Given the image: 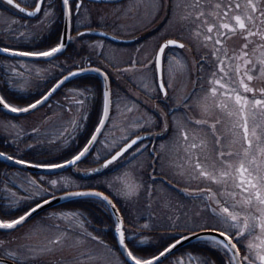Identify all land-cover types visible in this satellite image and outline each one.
I'll list each match as a JSON object with an SVG mask.
<instances>
[{
  "label": "flooded vegetation",
  "instance_id": "obj_1",
  "mask_svg": "<svg viewBox=\"0 0 264 264\" xmlns=\"http://www.w3.org/2000/svg\"><path fill=\"white\" fill-rule=\"evenodd\" d=\"M127 1L129 0H123L117 3L99 4L90 2L89 0H69L68 10L72 30L69 32V42H72L71 37L77 35L80 30H90L91 28L105 30V24H83L81 22L82 17L79 16L80 12L84 10L93 11L94 7L103 5H111L114 9H117L122 4H126ZM195 3L196 0H158L156 5V0H154L152 8L157 7V9L155 12L153 10L149 12V14L152 15L148 18L146 17L148 21H144L141 27L135 28L133 33L128 34L129 41H126L122 45L117 44L120 48H123L129 53V71H125V74L127 72H134L137 67L141 66L148 72L152 68L154 77L150 78L155 82L157 78L156 68H158V83L160 85V83L163 82L165 85L166 96L164 92L160 91L157 82L154 84L156 92L150 94L151 97L146 95L143 90L142 94L146 102L142 103L141 108L143 107L148 119L142 123L144 128H141L140 134H143V139L137 143L139 150L136 146L132 149L137 148L136 150H138L139 153L145 152L146 155L151 156L146 162V175L148 180L150 183L154 182L159 194L162 193L166 195L168 194V190L173 193L177 206L175 207V209L177 208V213L174 212L176 218L177 215H180L179 213L182 211L181 208H185L184 211L189 210V212L197 209L205 211L207 218H203L200 223H197L196 220L192 221L193 218H191V220L189 218L180 220L179 224L185 229L180 228L179 232L184 234L208 231L202 227L205 224L220 228L218 220L213 217L208 207L209 204H211L213 208L217 207V205L212 201L203 199L202 197L207 195V192H201V189H211V192L216 194V199L220 200L222 206H224L225 200L228 202L227 206H230L246 197H252L251 206L246 210L244 208H237L236 210L258 216L260 205L253 196L254 190L249 189L248 191H242L240 187H237L239 179L236 169L243 162L245 167L248 168L252 174H256L257 165L264 159L259 156V150L264 148V109H261L259 106L254 107L252 104L254 99H264V95H261L258 91L264 88V76L260 75L258 71L259 66L257 65L256 71L248 72V74L253 75V80H247L245 70L250 69L251 65H244L243 59H238V57L241 56L242 46L246 42L242 38L239 30L235 34L229 33L228 36L230 38L221 37L223 41L221 45L214 44L217 38L216 32L219 30L218 25L220 21L208 15V13L214 11L211 6L215 3L227 4L229 0H200V3L203 4L205 16L199 18H197V13L201 11V8L192 7ZM233 3H239L241 5L239 10L240 14L245 12L244 4L246 0H233ZM257 3L258 6L264 10V0H257ZM37 4L40 5V10L38 12L36 11ZM77 5H80V7L77 8ZM50 9L56 14V19H53L51 28H45L43 26L50 25V17L45 16V13ZM132 11L133 9L129 10L127 14H131ZM29 13L35 14L29 15ZM62 15V0H13L12 5L7 4L6 0H0V49L8 48L11 50L10 52L0 51V97H3L10 105L17 107L18 105H22V103H32L57 83L58 80L52 83V79L64 76L70 71L89 69L90 65L101 66L100 56L98 55L99 57L95 58L98 53L93 51V49H81L82 45L78 49H73L69 46V48L61 52L59 56H56L50 61H45L44 64H39L35 61L21 60L19 55L11 54L13 51H47L59 43L58 41L61 40L62 35L63 39L66 40L68 37L66 34H63ZM231 15L232 14H230L229 19L224 22H231L234 24V21L231 20ZM205 19L207 23L204 22ZM36 25H39L42 30H36ZM184 25L187 26L185 27ZM208 25L216 26L212 33L207 32ZM76 26L81 27V29H75L74 27ZM249 27L252 26L249 25ZM257 28L264 30V25L259 23L258 18L256 27H252V30L256 31ZM186 31L191 32L192 36H187L185 33ZM86 35L92 37L89 38V40L101 39L98 34ZM209 35L212 36V40H205V37ZM249 39L252 42L248 44L246 51L249 53L248 58L255 63L256 57L259 56V52L264 49H258L255 53L253 49L256 48L257 45L264 44V42H262L258 36H253ZM83 40V38H80L79 42L83 44ZM168 40H176L179 44H183L184 47L169 46L164 49L163 53H160V46L164 45ZM53 44L55 45L53 46ZM151 45H153L151 51H149L148 55L143 60L139 61L143 58V55H141L139 59L137 51L144 47H150ZM131 48H134V50L132 51ZM217 48L220 49L218 55L221 59L225 60L226 74L218 71V61L216 57L212 55L213 50ZM225 50L227 51V57H225ZM158 55L159 67H157ZM20 61L24 62L22 64L28 66L29 64L46 65L47 72L51 65L52 68L58 69V72L57 75L52 78L51 76H43V78L38 80V85L33 87L34 89L32 91L23 93L15 88V79L17 74L20 73ZM238 65L240 66L239 72H237ZM213 72H216V76H213ZM106 73L108 74L111 87L116 88L115 85L117 83L115 77H113L111 73H108V71H106ZM222 76L223 79L221 82L226 85L225 88H220L219 85L213 83ZM7 78L9 81H7ZM127 78V83H130L132 79L128 75ZM180 78H182V80H180ZM73 79L74 77L69 79L64 85L62 84V86L60 85L56 88L49 96V99L47 98L44 100L42 108L45 109L52 105L58 106L57 109L63 108L65 101L71 98V96H68L66 93V89L68 85L73 82L71 81ZM77 79H81L79 80L81 84L84 80L91 83L95 80L97 84L99 82L101 85L100 79L92 74H88V72L76 76V80ZM241 79L250 87L257 90L255 94L243 92L240 86ZM47 85L48 89L42 94L47 88ZM146 85H148V82L144 81V86ZM169 85L171 86L169 87ZM213 87L217 89L215 95L211 92ZM38 94L42 95L38 96ZM236 94H240L249 100L246 112L249 139L252 140V147L250 149L244 139L242 127L244 120L241 117L239 105L235 103ZM185 97H189L186 104L184 101ZM84 100L85 99L76 100L72 102V104L79 105L78 101L82 103ZM65 110L66 112H71L67 105ZM83 110H85V108H82L80 112H83ZM161 113H163V115ZM19 118L20 117L7 115L0 109V122L4 123V129L18 124L20 121ZM197 120L206 121L207 123L197 124ZM177 122H182L183 125H178ZM212 125H215L214 129ZM78 127H76V129ZM254 128L256 129L257 136H259V140L251 136V132ZM30 131L31 130L28 129L22 133L23 137L21 133L16 135L11 142H9L6 137H4L5 134L0 131V153L27 162L33 160L34 156L30 157L28 155V152L31 151L30 148H33L35 145L34 138ZM135 135L136 134H134V136ZM201 136L206 137V144L204 140H200ZM173 137H177L178 141L175 142L176 145L172 148L179 149L181 152L180 155L182 159L185 160L187 168L180 170L174 169L171 170V172H177L169 173L167 170L171 160V153L169 152L172 151H169L170 147L167 146L166 142H169ZM185 137H187V139H185ZM218 139L219 144L217 143ZM80 142L79 140L75 147H78ZM192 145L196 147H192ZM17 149L23 151L24 155L20 156L15 154L13 150ZM246 150L248 151V155H245ZM220 151L226 154L232 153L233 155H226L223 158L224 162H222L219 156ZM136 152L137 151H135V153ZM40 153L45 154L44 152ZM253 157H255V163H252ZM131 158H133V156ZM97 163L98 162H96V164ZM229 163L231 164L230 169L226 168V164ZM197 164L201 165V169H197ZM200 170L215 173L216 175H219L221 171H229L231 175L224 184H216L211 180L200 177ZM10 174L16 175L17 178H22V180L25 181L27 178L36 180V178L32 177L34 174L28 171L13 170L0 162V176L9 180L11 179V177H9ZM225 191L235 193V199L233 200V198L229 196H221L220 193ZM2 201L3 200L0 199V202ZM163 211H166L164 202L160 204V214L165 217L162 214ZM187 219L189 220V224L185 226L182 222H185ZM164 221L165 220L160 223H164ZM210 223L219 226L211 225ZM255 230L257 233H260L258 227H256ZM212 232L217 233L214 234L215 237L219 236L217 231ZM235 242L236 241L233 240V243ZM246 242H248L247 234L245 240L241 243L243 245L237 244V247L241 249V254L243 253V255L246 254L247 251L245 248ZM252 242L259 243L256 239ZM196 244H200L198 240L186 245L191 247ZM201 246L202 247L197 251V258H194L192 256L194 252L190 251L181 257L172 258L169 262L162 260L159 264H177V262H182V264H200V261L203 260H199L202 253L206 255L207 259L211 262L220 260L225 261L226 264L227 258L224 255L226 249L212 247L211 242H203ZM228 255H231V253L229 252ZM190 256L192 257L191 259Z\"/></svg>",
  "mask_w": 264,
  "mask_h": 264
},
{
  "label": "rangeland",
  "instance_id": "obj_2",
  "mask_svg": "<svg viewBox=\"0 0 264 264\" xmlns=\"http://www.w3.org/2000/svg\"><path fill=\"white\" fill-rule=\"evenodd\" d=\"M157 3L158 0H156V5ZM152 5H154V0H129L126 2V4H122L117 9H114V7L111 5L96 6L94 7L93 11L84 10L80 12L79 16L82 17L81 22L83 24H105V29L107 32L116 35L120 34L129 38L128 34L133 33V30L135 28L137 29L141 27L144 21H148L146 17L148 18L152 15L149 14V12L151 10H153L154 12L156 11L157 7L152 8ZM132 9V13L127 14V12ZM47 13H50V15H48V17H50V25H45L43 27L51 28L53 19H56V14H54L51 9L48 10ZM184 26L186 27L187 25ZM74 28L81 29V27L78 26ZM35 29L42 30L39 25H36ZM68 30L69 32L72 31L71 28ZM185 33L187 34V36H192L191 32L186 31ZM84 36V34L73 35L71 37L72 42H69L70 40L68 41L66 49L69 48V46H71L73 49H78L81 45L83 46L82 42H79V39ZM89 44L90 46L87 47H89L91 50L93 49V51L98 53L95 58L99 56L101 57L100 60L103 63H101V65H103L104 69L111 73L113 77H115L117 83L115 85L116 88H114L113 90L112 88H110L111 105L106 125L102 129L99 140L97 141V145L93 149L92 155L89 153V157L92 158V160L96 161V159L98 158L104 160L107 156L112 155L114 151H118L129 139L132 138L134 134L138 133L144 128L142 123L143 121H146L148 117L147 114H145L143 107L141 108V106L143 102H146V99L140 96L138 92L141 94L144 90L146 95H149V97H151L150 94L155 93L156 89L154 88L155 82L153 79H151L152 77H154L153 69L151 68L148 72L144 69L143 66L137 67L134 72L132 71L126 73L132 79L130 83H127V75L124 72L129 71V53L126 52L123 48H120L119 45H114L100 39L92 40V42H90ZM152 48L153 45L147 48H141L139 51H137L139 59L141 58V55H143V58H141L139 61L143 60ZM131 50L133 51L134 48H131ZM22 63L24 62L20 61V73H18L16 76L15 88L16 90L23 93L32 91L34 89L33 87H36V85H38L37 82L40 78H43V76L45 75L48 77L52 76V73L54 72L51 65L49 66L51 70L49 69V71L47 72V66L38 64H29L28 66ZM54 69L55 72L53 75L57 73V69ZM88 74L94 73L89 71ZM77 80L79 81L81 79ZM180 80H182V78H180ZM7 81H9L8 78ZM71 81L76 82V76ZM144 81L148 82V85L144 86ZM66 93L68 94V96H71V98H69L68 101H65V104H63V108L61 107V109H57L58 106L52 105L51 107H47L45 109L42 108V110H35L33 112H30L24 117L15 115L16 117H20L19 123L14 124L13 127H6L4 129V123L0 122L1 133H4V137H6L9 142H11L13 137H16V135L20 133L22 135V133L29 129L31 130L30 133H32V135H36L35 145L33 146V148H30L31 151L28 152V155L30 157L44 156L40 153L44 152L46 154V157H41L40 161H46V163L41 164L47 165L51 163H57L66 165L67 163L63 162L62 159L66 156L73 155L76 151L79 150L78 148H76L77 150H74L69 154L65 152L68 146H75L80 140L79 135L74 132L76 127H82L83 120H85L83 119L82 121H79V119L85 112L84 110L83 112H80V110L82 108H85L88 112L89 106V115L91 112H93L94 109L91 97L90 103H87V101L84 100L82 101V103H79V105L72 104V102L76 100L83 99L80 90L76 88H70L66 89ZM96 100L97 102L100 101L99 96L95 97V101ZM66 105L69 107V110H71V112H66ZM27 106L28 104L22 103V105H18L17 107ZM73 121H75V124H73ZM177 124L181 125L182 122H177ZM81 127H79L78 130H80ZM200 140H204L206 144V137L201 136ZM177 141L178 138L173 137L169 140V142H166L167 146L170 147L169 151H172H168L169 153H171V160L167 169L169 173L174 169L180 170L187 168V166L185 165V160L182 159V156L180 155L181 152L179 151V149L172 148L176 145L175 142ZM136 149L131 148L130 150L124 152L122 154V159L117 162L115 160L111 164L110 169H114L119 165V163H122L121 166L116 167L111 172H108L107 175L99 176L97 180L89 179V176L91 175H89L88 177L83 176V178H85L86 180L79 179L81 174L78 172H80L81 170L92 171L93 169H95V167H82L83 165H89V162H87L88 156L85 158L82 157L83 159L81 158L78 163H75L74 167H66L61 171L49 173L47 174V176H45V178L43 175L35 176L37 180H40V183H38L41 185L36 184L30 178H27V180L25 181L22 180V178H17L16 175L10 174L9 177L14 179V181L5 178V182L0 187V199L3 200L2 204L8 205V208H14L21 205L14 214L19 212V214L24 215V213L29 210V207L36 206L38 201L44 200L42 198L46 195L50 196L54 195L55 193L60 194L64 193L65 191L67 192L89 188L85 186L92 187L95 183L96 188L104 190L120 204V210L122 212L124 208L125 215L126 217L131 219L130 224L133 227L140 228L138 230L155 229V231L161 233L147 235V240L152 239L148 241L150 245L144 244V248L141 249L140 247L136 248V245H133L132 242L135 241L139 244L145 243L144 237L139 240V236L135 233H128L127 231H125L126 238L132 240L130 241V245L134 247L133 251L136 252V254H133L142 259H150L155 254L159 255V252L165 247L171 244H176V241L179 240L180 243L176 245L183 246L177 248L176 251H172L170 254L165 256L163 260L169 262L172 258L181 257L182 255H184L185 253H189L190 251L194 252L192 256L194 258H197V251L202 247L201 245L203 244V242H211L210 237L214 235L201 233L196 236L195 239L184 241L185 237H187L188 234L179 232L180 228L185 229L179 223L180 220L186 218H189L190 220L191 218H193L192 221L196 220L197 223H200L203 218H207L205 211L197 209L191 210L189 212V210L184 211L185 208H181L182 211L179 213L180 215H177L176 218L174 212H176L177 208L175 209V207L177 206L173 193L168 190V194L166 195L162 193L159 194L157 186L154 185V182L148 183L149 180L146 175V162L147 159L151 156L146 155L145 152L139 153V148L138 150ZM13 151L15 154H18L20 156L24 155L23 151H21L20 149ZM135 151L137 152L135 153ZM60 155H63V158L58 159ZM132 156L133 158L129 159ZM51 180L57 181V185L55 187H53L49 183ZM126 182H133L139 185V188L137 189L135 195L131 197H125L122 194V190L124 189ZM37 185L39 186V188L45 189L46 191H44L40 195H37V192L39 191ZM151 187L153 189V194L148 193L152 191ZM79 198L80 196H75L59 202V208H61V206V209L66 208V210H69L70 208H76L78 206H73V203L76 202ZM162 202H164L165 204L166 211L162 212L165 217L160 214V204ZM96 204L102 209L106 208L105 205L98 200H96ZM2 207L3 205H1L0 202V208ZM45 209L48 210L49 207ZM1 213L6 215V213ZM43 214V210L37 212L36 216L29 218L27 221L18 225L17 227L12 229L13 231L6 233L0 231V257H4L3 260L6 262L2 264H8L9 261L13 264L14 262L17 264H70L67 261H70L71 258L81 259L83 260V264L124 263V258L121 256L116 247L115 251L117 253L114 257L110 253H107L108 249L101 243L84 237L86 236L85 232H77V230L83 229L88 230L92 233L97 232L98 234H100V230H91L87 223H83L82 227L76 226L81 224L80 218L77 217V219H75L72 217L74 222L71 223L69 222L70 215L65 214L63 216L60 211L52 215V221H31L33 219L42 220L41 216ZM15 218L16 217L3 218L2 216H0V220L2 221H11ZM163 220H165L163 223L164 225H158ZM109 223L107 222L108 225L113 226ZM182 223L186 226L189 224V220L187 219ZM210 224L215 225L213 223ZM144 225H148V227H144ZM64 226L70 227L73 232L65 230ZM98 234L97 236H99ZM105 234L110 240H115L113 237H111V235H109L108 232H105ZM257 235L260 236L261 234L257 233V231L255 230L251 236H247L248 241L252 240L253 238L255 239ZM58 237L59 242L52 243V241L56 240ZM196 240H198V243H200L199 245L196 244L192 245L191 247H189V245H186L189 242L193 243ZM239 245L243 244L240 243ZM7 253H15L17 259L9 258ZM85 253L86 255H84ZM241 255H243V253ZM113 258L115 259L112 260ZM194 258L193 260L195 262ZM205 258H207V256L202 253V256L199 257V260ZM220 262V260L217 262L214 261V264H220Z\"/></svg>",
  "mask_w": 264,
  "mask_h": 264
},
{
  "label": "snow or ice",
  "instance_id": "obj_3",
  "mask_svg": "<svg viewBox=\"0 0 264 264\" xmlns=\"http://www.w3.org/2000/svg\"><path fill=\"white\" fill-rule=\"evenodd\" d=\"M64 9L67 10L69 7V0H62ZM6 3L9 5L13 4V0H6ZM80 5H77V8H79ZM192 7H200L201 11L197 13V18L201 16H205V13L203 11V4L200 3V0H196V3L192 5ZM214 11H211L208 13V15L213 16L215 19L219 20L220 23L218 25V31L216 32L217 38L214 41L215 45H221L223 43L221 37L230 38L228 36L229 33L235 34L238 30L240 31L242 38L246 41L245 44L242 46L241 49V56L238 57V59H243L244 65H251L250 69L245 70V75L247 77L248 81L253 80V75L248 74L249 71H256L257 65L259 66L258 71L260 75L264 76V50H261L259 52V56L256 57V62L253 63L251 59L248 58L249 53L246 51L248 48V44L252 41L249 39L253 36H258L262 42H264V30H261L260 28H257L256 31L252 30V27H256L257 18L259 19V23L261 25H264V10L261 9L260 6H258L257 0H246V3L244 4L245 12L243 14L239 13V10L241 8V5L239 3H233V0H229V3L227 4H221V3H215L211 6ZM40 10V5L37 4L36 11L38 12ZM35 13H29V15H34ZM67 11H65V15H67ZM231 15V20L234 21V24L231 22H224L229 19V16ZM258 14V17H257ZM50 15V13H45V16ZM207 23V20L204 21ZM251 25L252 27H249ZM215 25H208L207 32L212 33ZM226 30V31H225ZM78 35H83L82 33H78ZM115 38V37H114ZM205 40H212V36H206ZM173 46V47H180L183 48V44H179L176 40H168L164 45L160 46L159 52L163 53L164 49ZM64 48V44L61 42L57 44L55 47L50 48L47 51H40V52H11L13 55H19V56H39V57H52L54 54L60 53L62 49ZM258 49H264V44L257 45L256 48L253 49V52L255 53ZM0 51L3 52H10L11 50L8 48H2ZM220 49H214L212 52V55L216 57L218 64L217 69L220 73H225V60L221 59L218 55V52ZM225 57H227V51L225 50ZM157 67H159V55L157 57ZM239 65L237 66V72H239ZM81 71H85L84 69H81ZM93 71L100 72L99 69H93ZM78 73L69 72L68 76H65L63 80L59 81L55 85V87L52 89V91H55L56 88L60 86V84L64 83V80H67L69 76H75ZM226 74V73H225ZM213 76H216V72H213ZM107 79V77H105ZM223 79V76L220 79H216L213 83L216 85H219L220 88H225L226 85L223 84L221 81ZM171 85H169L170 87ZM240 86L243 89L244 93H253L257 91L256 89L250 87L247 83L244 82L243 79L240 80ZM160 91L165 93V96L167 93L165 92V85L163 82L159 85ZM261 95H264V88H261L258 90ZM211 92L213 95L216 94L217 89L216 87H213L211 89ZM48 95H51V92L48 93ZM108 97L109 93L107 90L104 92V112L107 114L108 111ZM48 97L44 96L43 100H46ZM189 97H185L184 101L185 104L187 103V100ZM43 100H36L34 103L28 104L27 107H15L10 105L5 101L3 97H0V105H2L5 109L11 111V112H28L30 109H35L37 105H40ZM80 103V101H78ZM235 103L239 105L240 107V114L242 119L244 120V124L242 125L243 131H244V139L248 144V148L250 149L252 147V140L249 139V130L247 127V112L246 108L249 104V100L240 95H235ZM252 104L254 107L259 106L261 109H264V99H254L252 101ZM163 115V113H161ZM197 124H204L207 123L206 121L197 120ZM73 124H75V121H73ZM104 121H100V126H103ZM213 129L215 128V125H212ZM101 131V127H97L95 129V133H99ZM95 133L92 135L91 139L88 141V144L93 143V141L96 140ZM251 136L255 137L257 140H259V136H257L256 129L254 128L251 132ZM142 137H137L135 140H132L130 144H126L124 148H122L120 151L116 152L115 155L111 157V159L106 160L104 165L102 167H108V165L112 164L113 161L117 160L118 157H120L124 152H126L129 148L132 147V145L137 143V140H142ZM187 139V137H185ZM217 143L219 144V139L217 140ZM192 147H196L195 145H192ZM88 151V148L85 147L83 151H81L78 155H75L71 160L67 161L68 164H75L77 161H80L81 158L85 155V153ZM4 153H0V156H4ZM228 155H233L232 153H225L223 151H220L219 156L223 161V158ZM245 155H248V151H245ZM259 156L264 158V148H261L259 150ZM7 159L11 160L13 157L8 156ZM17 163H25L23 160L16 161ZM255 157H253L252 163H255ZM43 167L47 168H61L64 165L57 164V163H51L47 165H42ZM197 169H201V165H196ZM226 168H231V164H226ZM92 171H99V169H93ZM238 173V179L239 183L237 184V187H240L242 191H248L249 189L254 190L253 196L256 200V202L260 205V208L258 209L259 215L254 216L251 214H248L246 212H240L237 211V208H244L245 210L251 206L252 204V197H246L242 199L241 201L235 202L231 204L230 206H227V200L224 202V206L221 205L220 200L216 199V194L211 192V189L204 190L201 189V192H207V195L202 197L203 199L212 201L217 205V207L213 208L211 204L208 205L211 214L214 218H216L220 224V228H216L214 226H209L207 224L203 225L202 227L207 229L209 233L212 231H217L219 236L215 237L213 236L211 238V246L215 247L217 249L223 248L226 249L224 255L226 256V264H264V159L261 160V163L257 165L256 174H252L248 168L245 167L243 162L240 164V166L236 169ZM127 175V174H125ZM200 177L211 180L213 183L216 184H224L228 177L231 175L229 171H221L219 175H216L215 173H209L203 170H200L199 172ZM195 178V177H193ZM53 187L57 185L56 180H51L49 182ZM37 188L39 191L37 192V195L42 194L45 189L39 188L37 185ZM139 188V185L133 183V182H126L124 189L122 190V194L125 197H131L136 194L137 189ZM68 195H75V196H86V195H95L100 196L102 200L106 201L108 205H110L113 209H115V205L112 204V201L108 199L107 196H103L101 193H69ZM221 196H229L232 197L233 200L235 199V193L232 192H222L220 193ZM44 203H49L48 200H44ZM42 205L39 203L36 205V207L31 208L30 211H27L24 213V215L19 216L18 219H13L11 221H0V229H14L17 225H20L22 222H24L28 217L34 213L37 208H40ZM231 208V210H230ZM123 221L120 219H117V223L115 226V231L119 234V244L121 247L125 249L124 255L127 257V260H130L133 262V264H153L154 261L158 262L160 261V258L165 256L166 253L170 252L172 248L176 246V244L180 243L179 240L176 241V244H171L164 248L163 251L159 252V255H154L150 259H142L138 258L133 255L131 251H128L127 246L125 245V234L122 229ZM144 227H148V225H144ZM258 227L260 229V236L255 237L256 240L259 241V243H254L252 240H249L246 245V254L241 255V249L237 247V244L242 243L245 238L246 234L247 236H251L252 233L255 231V228ZM88 235H91L90 233ZM222 238V239H220ZM93 240H96V237H92ZM233 240L236 242L233 243ZM59 237L56 240H53L52 243H58ZM231 253V255H228V253ZM9 258L11 259H17V256L15 253H7ZM192 257L190 256V259ZM127 260L124 262V264H127ZM2 264V262H0ZM177 264H182V262H177ZM200 264H214V262L209 261L207 258L200 261ZM220 264H225V261H221Z\"/></svg>",
  "mask_w": 264,
  "mask_h": 264
},
{
  "label": "trees",
  "instance_id": "obj_4",
  "mask_svg": "<svg viewBox=\"0 0 264 264\" xmlns=\"http://www.w3.org/2000/svg\"><path fill=\"white\" fill-rule=\"evenodd\" d=\"M68 87L69 88H76V89L80 90L85 96L92 98V104L94 105V109H93V112H91L88 115L87 120L85 122V125L83 127V133H85L84 137L82 138V140L80 138L81 143L86 142L88 140L89 136L94 131V129H95V127L99 121V114L101 112L100 83L98 82V84H97V81H95V80L92 81V83L84 80L81 84L80 81L76 80V82H72L70 85H68ZM97 96H99V100H100L99 102H97V100L95 101V97H97ZM93 113H94V115H93ZM73 151H74L73 147H70L69 149L65 150V152H67V154L72 153ZM63 155H60L58 157V159L63 158ZM109 242L113 243L114 241L110 240Z\"/></svg>",
  "mask_w": 264,
  "mask_h": 264
},
{
  "label": "water",
  "instance_id": "obj_5",
  "mask_svg": "<svg viewBox=\"0 0 264 264\" xmlns=\"http://www.w3.org/2000/svg\"><path fill=\"white\" fill-rule=\"evenodd\" d=\"M96 1H99V0H96ZM99 74H100V76H101V78L103 79V82H104V84H107L106 82H107V79H105V75H103L102 73H100L99 72ZM105 90H107L108 91V88L106 87L105 88ZM108 93H109V91H108ZM41 105V104H40ZM40 105H37V107H39ZM108 108H109V97H108ZM31 110H33V109H30L29 111H31ZM28 111V112H29ZM108 112V111H107ZM24 113H26V112H24ZM106 116H107V114H105V118H106ZM103 119V121L105 122V120L106 119ZM95 135H96V138H97V135H98V133H95ZM94 142L95 141H93V143H91V144H88L87 145V148H88V151L91 149V147L93 146V144H94ZM131 142H129L128 144H130ZM87 151V152H88ZM86 152V153H87ZM85 153V154H86ZM67 165H64L63 167H61V168H55V169H51L52 171H59V170H61L62 168H64V167H66ZM69 193H98V192H92V191H79V192H69ZM69 193H65V194H62V195H59V196H57V197H54V198H51V199H49L48 201H49V203H47V204H45L44 202L42 203V204H40V205H42L40 208H37V210L34 212V213H32V215L30 216V217H28L25 221H27L29 218H31L34 214H36L37 212H39V211H41L42 209H44V208H48V207H51V206H54V205H56V204H58L59 202H62V201H64V200H67V199H69V198H72V197H75V195H68ZM103 195V194H102ZM86 196H94V197H99V198H101L100 196H95V195H86ZM80 197H85V196H80ZM102 199V198H101ZM107 203V202H106ZM109 207H110V209L112 210V212H113V214H114V216H115V219H116V222H117V219H120V217H119V214H118V212H117V210H116V208L115 209H113L110 205H109ZM121 220V219H120ZM24 221V222H25ZM23 223V222H22ZM21 223V224H22ZM18 226V225H17ZM16 226V227H17ZM0 230H4V231H8V230H12V229H0ZM199 234H201V233H195V234H191V235H188L187 237H185V240L184 241H190V239H195V237L196 236H198ZM208 234H210L209 232H208ZM120 245V244H119ZM122 251H123V254H124V252H125V249L122 247ZM168 253H166L165 254V256L167 255ZM125 256V255H124ZM164 257V256H163ZM163 257H161V258H163ZM125 258H127L126 256H125ZM160 258V259H161ZM130 261V260H129ZM0 262H2V263H6L4 260H0ZM132 264H133V262L132 261H130ZM154 263H156V261H154L153 262V264ZM8 264H11V263H9L8 262Z\"/></svg>",
  "mask_w": 264,
  "mask_h": 264
}]
</instances>
